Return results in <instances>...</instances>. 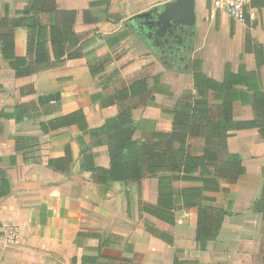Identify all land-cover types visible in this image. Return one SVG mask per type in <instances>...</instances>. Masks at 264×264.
Instances as JSON below:
<instances>
[{"label":"crops","instance_id":"1","mask_svg":"<svg viewBox=\"0 0 264 264\" xmlns=\"http://www.w3.org/2000/svg\"><path fill=\"white\" fill-rule=\"evenodd\" d=\"M29 1L0 0V264H264V0H250L243 23L193 0L191 37L168 62L130 20L173 0H54L76 11L84 56L17 76L33 64L26 29L13 23ZM89 62L103 72L92 75ZM123 89L136 91L140 142L170 133L181 105L205 103L187 153L236 157L243 174L230 182L213 161L187 179L96 184L81 169L88 136L47 123L81 111L88 128L100 127L117 114L107 102ZM92 151L107 167L105 149ZM162 176L176 178L162 186ZM8 225L19 230L13 246L3 242Z\"/></svg>","mask_w":264,"mask_h":264},{"label":"trees","instance_id":"2","mask_svg":"<svg viewBox=\"0 0 264 264\" xmlns=\"http://www.w3.org/2000/svg\"><path fill=\"white\" fill-rule=\"evenodd\" d=\"M51 16V24L43 23V15ZM82 20L87 22L88 12H81ZM76 11L58 10L54 7V0H30L22 11L19 19L13 23L26 29L27 51L33 56L31 66L19 68L17 76L35 74L40 68L53 69L66 60L82 58L85 45L80 43V36L74 31ZM13 45L10 40H5V50L11 51ZM4 50V51H5ZM20 63L19 61H17ZM20 65V64H19ZM92 62L88 67L92 75L103 72V64L95 68ZM136 95L135 89H123L116 97H112L107 106L117 104V114L106 120L100 127L88 128L86 119L81 111L74 112L61 118L50 120L48 129L57 130L68 126H77L88 136L89 146L82 150V171L89 172L91 179L106 189L114 182L132 183L144 178H153L158 173L183 174L187 179L199 170L205 169L207 162L220 161L217 165V173L228 176L230 182H234L244 170L241 162L236 157L220 155L228 160L222 162L217 153L206 151L200 157H191L186 151L188 136L193 134L192 129L197 130L199 124L191 125V122H199L201 116L207 113L205 103L196 101L195 106L181 105L175 110L173 129L170 133H156L151 138L143 141L136 140V128L132 118V112L137 108L130 98ZM207 144H214L213 139L205 138ZM223 139H219L218 144ZM93 148L105 149L108 166L97 167L94 163L96 153ZM205 172V171H204ZM176 176L160 178L162 186L170 184ZM161 188V187H160ZM163 192L160 191L159 203L163 202ZM222 218V215H219ZM201 220L199 219V224Z\"/></svg>","mask_w":264,"mask_h":264},{"label":"water","instance_id":"3","mask_svg":"<svg viewBox=\"0 0 264 264\" xmlns=\"http://www.w3.org/2000/svg\"><path fill=\"white\" fill-rule=\"evenodd\" d=\"M192 4L193 0H173L136 15L130 20L137 24L135 35L142 41L147 34L149 39L154 37L157 44L162 42L165 50L159 52L160 59L176 57L179 40L190 38L192 34L195 23Z\"/></svg>","mask_w":264,"mask_h":264},{"label":"built area","instance_id":"4","mask_svg":"<svg viewBox=\"0 0 264 264\" xmlns=\"http://www.w3.org/2000/svg\"><path fill=\"white\" fill-rule=\"evenodd\" d=\"M214 11L225 13L231 20L243 23L250 0H209ZM19 238V230L11 225L4 229V244L15 245Z\"/></svg>","mask_w":264,"mask_h":264},{"label":"flooded vegetation","instance_id":"5","mask_svg":"<svg viewBox=\"0 0 264 264\" xmlns=\"http://www.w3.org/2000/svg\"><path fill=\"white\" fill-rule=\"evenodd\" d=\"M143 40H144V42L148 43L152 47L158 48V53L165 50V47H164L163 43L159 42L160 44L159 43L157 44V41L155 40L154 37H152V39H149L147 34H144ZM173 59H174V57H171V56H168L167 58H162V60L165 61V62H168L169 60L173 61Z\"/></svg>","mask_w":264,"mask_h":264}]
</instances>
